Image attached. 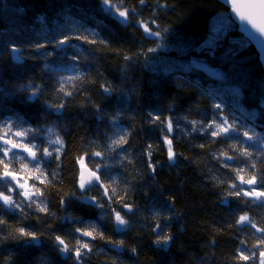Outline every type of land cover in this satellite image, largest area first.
Listing matches in <instances>:
<instances>
[{
    "label": "trees",
    "instance_id": "1",
    "mask_svg": "<svg viewBox=\"0 0 264 264\" xmlns=\"http://www.w3.org/2000/svg\"><path fill=\"white\" fill-rule=\"evenodd\" d=\"M156 2L146 0L141 6L138 0H124V6L136 8L139 15H130L129 22L122 23L114 11L105 10L101 0H0V119L19 117L23 127L39 129L33 141L40 144L38 155L48 146V127L64 141L60 161L48 158L50 163L44 166L49 179L58 171L57 179L47 187L32 180V172L23 170L21 163L10 165L20 169L18 176L29 185L36 183L41 188L54 216L35 211L34 205L26 216H6L5 232L24 226L40 239L30 244H0V264H75L58 251L54 237L62 235L75 244L66 234L78 236L73 229L90 223L106 237L123 240L124 247L117 249L98 237L91 242L92 252L84 264H112L113 260L117 264H252L237 260L236 248L244 240L251 250L264 234L251 225L241 231L236 221L247 214L258 227H264V205L254 197L228 195V185L235 182L244 189L249 187L240 185L232 169L245 168V179L253 172L258 178L264 176L259 149L249 147L253 142L243 135L249 131L264 137V67L254 46L237 31L218 0H167L168 8L155 13L152 27L159 25L162 39L153 43L156 38L146 37L136 21L152 17ZM65 36L71 39L58 45ZM13 47L20 59L12 56ZM150 48L157 51L149 52ZM73 56L78 59L73 61ZM125 56L131 59L125 60ZM193 62L214 67L225 82L237 85L241 91L238 101L257 111L255 124L239 119L232 107L205 93L191 77L186 79L183 70L195 69ZM46 65L64 76L72 75L65 69L75 65L87 79L67 85L73 94L64 96L57 92L59 76ZM194 72L200 74L197 68ZM30 82L41 88L34 100H27ZM104 87H109L110 93H105ZM61 103L65 107L57 112L55 106ZM217 104L220 109L214 107ZM113 118L119 129L127 132L124 148L128 154L123 163L111 156L106 161L112 165L108 171L120 177L114 200L127 190L125 202L137 206L135 214L125 217L130 226L123 233L113 231L114 216L110 221L109 208L92 207L77 198V157L84 155L85 149L91 153L100 150L95 145L110 143L107 137L117 130ZM214 118L217 122L225 118L234 121L238 129L230 134L234 138L193 131L192 121L199 129ZM169 121L172 132L167 129ZM165 136L172 140L177 154L174 165L168 161ZM233 144L253 152V160L233 153L229 149ZM149 145L151 161L157 165L154 174L149 167ZM221 151L236 157L227 161L231 169L222 167L216 158ZM253 162L255 169L245 167ZM86 163L95 169L94 163L87 159ZM253 187L264 191L259 183ZM61 198L66 201L64 207ZM113 206L119 208L118 203ZM62 217L80 218L83 223ZM157 222L166 225L165 233L172 236L167 247L153 243L157 236L152 228Z\"/></svg>",
    "mask_w": 264,
    "mask_h": 264
},
{
    "label": "snow or ice",
    "instance_id": "2",
    "mask_svg": "<svg viewBox=\"0 0 264 264\" xmlns=\"http://www.w3.org/2000/svg\"><path fill=\"white\" fill-rule=\"evenodd\" d=\"M141 6H144L146 0H138ZM232 3L233 11L239 17L241 22H247L251 24L254 29L259 31L261 35H264V0H230ZM101 3L105 6L106 11H113L118 18L121 19L122 23H128L130 15L138 16L139 12L136 8H127L124 6V0H101ZM168 8L167 0L164 3H160V0H157L156 6L153 9L152 17L146 20H138L136 23L140 28L143 29L146 37H155L156 40H153V43H156L158 40L162 39V33L159 31V25H156L154 29L152 25L156 24L155 13L158 10H163ZM259 19L260 23H257ZM165 32L168 29L164 30ZM71 37L65 36L63 39L57 41L58 45H64L70 40ZM91 43V41H89ZM103 43V41H101ZM162 45L158 44V47ZM42 47V45H38ZM13 52H17L18 49L15 47L12 48ZM149 52H156L157 48L148 49ZM51 55V53H48ZM20 59V57H17ZM73 61L77 60L78 57H71ZM131 57L125 56V60H130ZM48 71L59 76L57 84L59 85L57 92L63 93L64 96H71L73 93L67 89V85L73 84L76 81H83L87 77L75 67V65L70 66L65 69V71H71L73 74L70 76H64L60 73L58 69L52 68L49 65L45 66ZM29 90V95L27 100H34L38 98V94L41 91L39 85L32 84L31 82L27 86ZM21 90L24 88L22 86ZM105 93H110L109 87H104ZM53 105H49V108H52ZM65 105L63 103L55 106L57 112L63 109ZM217 109L221 108V105H214ZM149 115H152L151 113ZM113 127L117 129L113 131L112 136L107 137V140L110 143H100L95 145L100 150L95 152H89L85 149L84 155L77 157V163L79 165V178H78V188L79 196L78 199L85 201L88 205L92 207L105 209L106 207L110 209V212L107 213L109 220L113 222V231L116 233L125 232L129 226V219L125 217L129 214H135L137 206L125 202L127 200V190H125L124 195L119 197L118 200H114V197L117 196V188L119 186L120 177L118 175L111 174L108 169L112 165L108 164L106 161L111 156L113 160L119 157L120 163H123L124 160L128 159L127 149L124 148V144L127 143V132L124 129H119V126L113 118ZM193 131H202L209 132L213 137H231L230 134L237 132L236 123L229 122L227 118L217 120L214 118L213 121L208 125H200L199 129L197 128V122L192 121ZM19 129V130H16ZM168 132H172V123L168 122L167 125ZM39 129H34L32 127H23V122L17 117L15 120L12 117L5 119H0V244L6 243L8 241H15L17 243L30 244L36 242L40 239V236L33 231H29L24 226H17L14 231L5 232L4 226L7 225V220L5 219L8 215H16L19 213L21 216H26L28 214L27 210L32 209L33 205L35 206V211L45 213L50 216H54L53 213L49 212L47 207L46 198L41 190V188L33 183L29 185L27 181L21 183L17 178V172L20 169H13L10 165L13 161L19 162L22 165L23 170L32 172L31 179L34 181H39V184L49 186L57 179L58 171L51 173V179H49L48 173L45 171V167L50 163L48 158H53L57 161H60V154L64 150V141L55 132L53 127H48L45 131L49 134L47 139V147L42 149V155H38V152L41 151L39 143H33L37 139V133ZM51 135H55L56 138L51 139ZM244 137L247 141H252L253 143L249 147H254L259 149V158L261 162L264 163V137H260L258 134H249V131L243 132ZM215 142V141H213ZM164 143L167 145L168 161L171 165H174L176 162V152L173 150L172 140L168 139L165 136ZM204 147V145H200ZM229 149L236 153L238 152L240 156L247 158V160H253V152L248 151L246 148L237 147V145H229ZM17 150V151H14ZM21 152L27 153V156L21 155ZM55 154V155H54ZM152 155V145L148 146V157H149V167L152 169V173H155L156 164L151 161ZM93 157L98 159H92ZM218 160H221V166L225 168H232V165L227 163V161H232L236 157L234 155H229L227 151H221L216 157ZM86 159L89 162L95 164V169H89L86 163ZM131 162V161H129ZM29 165L32 167L29 168ZM248 169H255V163L253 162L250 165L245 166ZM60 168V164H57V169ZM236 173V177L239 180L240 185H248V189L239 187L237 183L232 182L228 185L231 191L228 193L230 196H245V197H254L255 200L260 201L264 205V200H261L264 197V191H257L255 185L258 183L264 186V176H259L256 172H253L251 178L245 179L247 172L245 168L232 169ZM105 180L109 183L105 184ZM103 189V192L100 191ZM95 193L89 195V193ZM73 196H77L76 192L72 193ZM20 197H23L21 200ZM106 200V203H105ZM225 203L227 200L225 198ZM118 203L119 208L114 207L113 204ZM60 204L62 207L66 205V201L61 198ZM156 216H160V213H154ZM62 219L76 220L79 223H83L80 218L72 217H62ZM164 220L169 219V217H163ZM236 224L240 226L239 230L251 225L252 228L258 233L264 234V227H258L257 224L247 215H241L236 221ZM166 225H162L157 222L155 227L152 228V232L156 234L157 238L153 241L158 246L167 247L172 240L170 234L165 233L164 228ZM74 233H78V236H73L72 233H68L71 238L75 239V244H72L70 240H66L62 235H55L53 243L55 247L61 254L68 255L69 258L75 260V264H84L85 258L92 252V241L98 237L102 240H105L107 243L111 244L113 247L120 249L124 247V241H114L109 237H106L103 232L98 230V226L94 223L88 224L85 228L76 226L73 229ZM87 239H84V238ZM245 241H240V246L236 248L237 257L239 261H252V264H255L257 259L256 252H259V264H264V235L258 238V242L252 246V249L249 250L245 247ZM133 253L136 252L135 248H132ZM250 252L249 255H244V252ZM112 264H117V261L113 260Z\"/></svg>",
    "mask_w": 264,
    "mask_h": 264
},
{
    "label": "bare ground",
    "instance_id": "3",
    "mask_svg": "<svg viewBox=\"0 0 264 264\" xmlns=\"http://www.w3.org/2000/svg\"><path fill=\"white\" fill-rule=\"evenodd\" d=\"M220 3L223 4V1L221 0H218ZM225 4V3H224ZM223 4V5H224ZM225 7V13L226 14H229V17L230 19L234 22L235 26H236V29L238 32H240L242 35L243 33L238 29L239 27V23L237 21H234L231 17L232 15V7L230 5H227L225 4L224 5ZM260 61V60H259ZM200 63V62H198ZM261 63V62H260ZM204 64V63H202ZM206 66H209L207 64H204ZM262 65V64H261ZM264 67V66H263ZM200 70V74L194 72V70L196 69H192V70H183V73L185 74V78L186 79H190L189 77H191L194 82L196 84H198L200 86L201 89L204 90L205 93L207 94H210L212 97H214L218 102L222 101V92H224L226 95L230 96L229 94H227V92L221 87V86H218L216 83L220 82V84L222 85H225L226 84H230L228 82H225L224 79H222V81H220L219 79H212L209 77V75H207L205 72L202 71V69L200 68H197ZM203 72V74H202ZM202 74V75H201ZM200 75V76H199ZM205 75V76H204ZM196 78V79H195ZM210 85V86H208ZM239 100V99H238ZM235 113H237V116L239 117V119H244V121L246 123H248V121H251V120H256V114H254V112L251 110V109H248L246 108L245 106H243L242 108H240L239 110H236L234 108H231ZM246 114V115H245ZM255 124V123H254ZM258 125V124H257ZM253 126V125H252ZM21 154H23V152H21ZM27 155V153H24ZM88 166V165H87ZM89 169H92L91 167L88 166ZM79 165H78V172H77V176H78V173H79ZM257 263L259 264V253H258V256H257Z\"/></svg>",
    "mask_w": 264,
    "mask_h": 264
},
{
    "label": "water",
    "instance_id": "4",
    "mask_svg": "<svg viewBox=\"0 0 264 264\" xmlns=\"http://www.w3.org/2000/svg\"><path fill=\"white\" fill-rule=\"evenodd\" d=\"M221 1H223V4L225 3V4L230 5L232 7V3L230 2V0H221ZM231 13H232V15H231L232 19L239 23L238 29L243 33V36L254 46V48L256 49V51L258 53V58L262 64V66H264V35H261V33L259 31L254 29L252 27V25L248 24L246 21L241 22L239 17L233 11V7H232ZM257 23H260L259 19H257ZM208 86H210V85H208ZM221 93H222V98H221L222 103H224V104H226V105H228V106H230L236 110H239L240 108L243 107V105L238 100L226 95L222 91H221ZM251 121L253 123L256 122V120H251ZM78 178H79V175L77 176V187H78Z\"/></svg>",
    "mask_w": 264,
    "mask_h": 264
},
{
    "label": "rangeland",
    "instance_id": "5",
    "mask_svg": "<svg viewBox=\"0 0 264 264\" xmlns=\"http://www.w3.org/2000/svg\"><path fill=\"white\" fill-rule=\"evenodd\" d=\"M220 21H221V19L219 20V22ZM218 28H219V26L215 27L214 31H217ZM16 54H17V52H13L12 51V56L15 58V60L17 59V55ZM192 65L194 66L195 69L196 68L202 69V71L205 72L207 75H209L210 78H212V79L216 78V79H219L220 81H222V75L214 67L206 66V65H204L202 63H198V62H193ZM216 84L218 86H221L227 92V94L230 95V97H232V98H234L236 100H238L241 97V91H240V88L237 85H235V84H226V83H225V85H222V84H220V82H218ZM220 103L222 104L221 101H220ZM252 111L254 112V114L257 113V111L254 110V109ZM17 178L20 180L21 183H24V181H27L26 179H24L22 177V175L18 176V174H17Z\"/></svg>",
    "mask_w": 264,
    "mask_h": 264
}]
</instances>
